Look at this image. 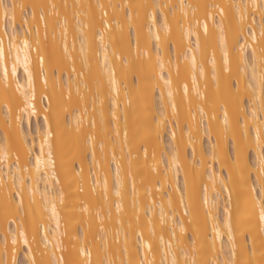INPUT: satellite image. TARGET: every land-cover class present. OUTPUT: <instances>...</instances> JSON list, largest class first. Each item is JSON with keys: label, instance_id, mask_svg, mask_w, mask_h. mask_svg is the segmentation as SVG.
<instances>
[{"label": "bare ground", "instance_id": "bare-ground-1", "mask_svg": "<svg viewBox=\"0 0 264 264\" xmlns=\"http://www.w3.org/2000/svg\"><path fill=\"white\" fill-rule=\"evenodd\" d=\"M0 130V264H264V0H0Z\"/></svg>", "mask_w": 264, "mask_h": 264}, {"label": "rangeland", "instance_id": "rangeland-1", "mask_svg": "<svg viewBox=\"0 0 264 264\" xmlns=\"http://www.w3.org/2000/svg\"><path fill=\"white\" fill-rule=\"evenodd\" d=\"M28 5H23L21 8H22V15H24V14H26V10H28V7H27ZM24 7V8H23ZM26 7H27V9H26ZM24 11H25V13H24ZM157 16H159L160 17V13H159V10L157 11ZM31 17V16H30ZM107 17V15L106 16H104V18H106ZM58 18H60V16L58 15ZM30 19H32V18H30ZM23 20V19H22ZM21 20V21H22ZM23 22H25V21H23ZM23 22H22V25L23 26H21L22 28L24 27V24H23ZM35 23V22H34ZM33 23V24H34ZM33 24H32V27H33ZM36 24V23H35ZM35 24H34V26H35ZM20 25H21V23H20ZM37 26V25H36ZM39 27H40V25H38ZM44 27V26H43ZM34 28V27H33ZM38 28V27H37ZM39 29V28H38ZM21 37V36H20ZM171 49H172V45H171ZM247 101H246V104L248 105V99H246ZM91 102H93L92 100H91ZM13 112H15V110H13ZM59 112V114L60 113H62L63 112V114H65V115H63L64 116V118H66L67 119V115H68V111L67 112H65V109L64 110H61V111H58ZM56 115V114H55ZM54 115V116H55ZM65 119V120H66ZM91 119V118H90ZM40 122H42V121H40ZM36 124H37V122L35 121V120H33V123H32V129H33V133H32V135L31 136H35V134H36V132H35V134H34V130H36ZM41 124V123H40ZM0 132H2L1 130H0ZM168 132V131H167ZM166 132V134H165V136L166 137H164V140H166L165 142H167V143H165V144H167V146H168V148H169V146H170V140H169V136H167L168 135V133ZM1 136H2V133L0 134V138H1ZM36 137V136H35ZM204 144H205V146L206 147H208V139H206V137H205V140H204ZM230 146H231V144H230ZM252 155V154H251ZM253 156V155H252ZM92 166V167H91ZM94 165H90V169H92V170H95L94 169V167H93ZM96 170H97V168H96ZM95 170V175L96 174H98L99 172L98 171H96ZM180 182H181V180H180ZM159 197V196H158ZM156 198H157V196H156ZM221 213V212H220ZM222 214V213H221ZM190 232V231H189ZM209 232H210V230H209ZM151 233V232H150ZM188 232H186V233H184V232H182V235L187 239L188 238V241H187V243H188V245L190 246L191 244H190V237H188L189 235L188 234H190V233H188ZM113 234H114V232H113ZM153 235V234H152ZM154 236H157V235H154ZM158 237V236H157ZM100 240L102 241L103 239H101L100 238ZM245 240V242L247 241L246 240V238L244 239ZM192 242V241H191ZM248 244H249V241H248ZM178 245H179V249L181 248L182 249V247L183 246H185L186 247V244L184 243V244H182V242H181V244L178 242ZM180 245H182L181 247H180ZM192 249V248H191ZM187 259L189 260V256L187 257ZM190 261H191V259L189 260V263H190ZM191 263L193 264V261H191ZM17 264H25V257H24V255H23V252H21L20 251V253H19V257H18V259H17Z\"/></svg>", "mask_w": 264, "mask_h": 264}]
</instances>
